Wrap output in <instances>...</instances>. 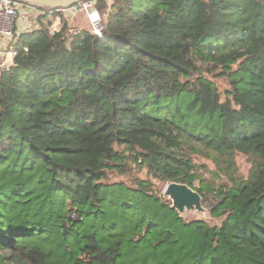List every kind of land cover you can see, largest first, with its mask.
<instances>
[{
  "label": "trees",
  "instance_id": "obj_1",
  "mask_svg": "<svg viewBox=\"0 0 264 264\" xmlns=\"http://www.w3.org/2000/svg\"><path fill=\"white\" fill-rule=\"evenodd\" d=\"M96 6L101 36L33 5L0 71V264H264V0ZM132 165L220 222L182 218Z\"/></svg>",
  "mask_w": 264,
  "mask_h": 264
},
{
  "label": "rangeland",
  "instance_id": "obj_2",
  "mask_svg": "<svg viewBox=\"0 0 264 264\" xmlns=\"http://www.w3.org/2000/svg\"><path fill=\"white\" fill-rule=\"evenodd\" d=\"M25 5L26 4L17 2L18 9H19V6H25ZM101 12H107V9H103ZM61 13H62L64 21L68 24V30H70L71 28L86 29L89 31L91 30L92 26L88 21L87 14L85 13V11L82 8H81V10L78 9V4L71 6V7H68V8H65V9H61ZM105 15L107 16V14H105ZM25 16L28 17V19H27L28 21L36 19V17L34 18V14H31V13H30V15H29V13H27ZM46 20H47V18H46ZM46 20H44V22ZM62 21L63 20L60 17L53 18L51 28L58 29L60 26L63 25ZM30 22H32V23H30L31 29H35L38 26V23L36 20L30 21ZM219 85H220V87H223L225 85V83L220 81ZM193 158H194V161L196 162V164L202 166L200 169V172L203 175V178L206 180L207 183H209V184L215 183L218 185L221 182H224L225 178L217 170L216 164L211 159L206 158V157H204L200 154H197V153L194 154ZM235 164H236L237 174H239L240 176L246 177V175L248 174L249 168L251 166V162H250L249 158L245 155L237 154L235 156ZM132 168L133 169L130 170L131 173H129L131 176L133 174V175L139 176V178H143V179L149 178L152 180L156 190L158 192H161V193L163 192V189L166 185L165 182H157L154 179H152L151 176H149V174L147 173L145 168L138 169L134 165H132ZM129 176H128V174L124 175V174H119L117 172H112L110 177L114 178V179L127 180L130 178ZM197 185H198V183H195V186H197ZM209 198L212 199L211 197H209ZM202 206L204 208V211H202V212L196 211V210L185 211L182 214V218H184V219H201V220H205V221L209 222L210 224H214V223L218 224L220 222V219H218L217 217H213L211 215V208L208 207V205L203 200H202Z\"/></svg>",
  "mask_w": 264,
  "mask_h": 264
},
{
  "label": "built area",
  "instance_id": "obj_3",
  "mask_svg": "<svg viewBox=\"0 0 264 264\" xmlns=\"http://www.w3.org/2000/svg\"><path fill=\"white\" fill-rule=\"evenodd\" d=\"M111 0H107L110 2ZM82 2V3H81ZM98 0H81L78 3V9L81 8L87 14L89 23L91 24V32L101 36L102 30V18H105L108 14L107 12H101L96 4ZM18 6L16 0H0V40L6 37L11 38V46L6 49L0 50V71L12 65L13 58L16 51L13 48V43L15 41V27L18 20ZM56 30V28H52ZM68 30V29H67ZM69 34H76L79 32L78 28H71L67 31Z\"/></svg>",
  "mask_w": 264,
  "mask_h": 264
},
{
  "label": "water",
  "instance_id": "obj_4",
  "mask_svg": "<svg viewBox=\"0 0 264 264\" xmlns=\"http://www.w3.org/2000/svg\"><path fill=\"white\" fill-rule=\"evenodd\" d=\"M29 6H42L52 9H65L74 6L81 0H17ZM162 195L169 199L171 208L175 209L179 216L185 211H204L202 196L195 189L185 183L171 181L166 183Z\"/></svg>",
  "mask_w": 264,
  "mask_h": 264
},
{
  "label": "crops",
  "instance_id": "obj_5",
  "mask_svg": "<svg viewBox=\"0 0 264 264\" xmlns=\"http://www.w3.org/2000/svg\"><path fill=\"white\" fill-rule=\"evenodd\" d=\"M37 11L38 10H36L34 7L29 6V5L19 6V9H18L19 16H18V20L16 23V27H15V35H19L23 31L31 29L30 23H32V22H30V21H33L36 19L28 21L27 20L28 17H26L25 15L27 13H29V15H30V13H31V14H34V18H35L37 16V13H38ZM11 44H12L11 38H9V37H6L3 40H0V50H3V49H6L7 47H10Z\"/></svg>",
  "mask_w": 264,
  "mask_h": 264
}]
</instances>
